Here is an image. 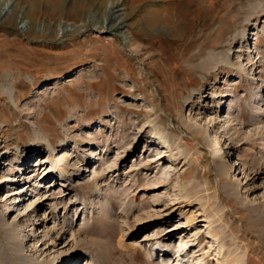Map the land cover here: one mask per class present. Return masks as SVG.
<instances>
[{
    "label": "rangeland",
    "instance_id": "1",
    "mask_svg": "<svg viewBox=\"0 0 264 264\" xmlns=\"http://www.w3.org/2000/svg\"><path fill=\"white\" fill-rule=\"evenodd\" d=\"M263 216L264 0L0 9L14 264H264Z\"/></svg>",
    "mask_w": 264,
    "mask_h": 264
},
{
    "label": "bare ground",
    "instance_id": "2",
    "mask_svg": "<svg viewBox=\"0 0 264 264\" xmlns=\"http://www.w3.org/2000/svg\"><path fill=\"white\" fill-rule=\"evenodd\" d=\"M12 2V0H0V9H4V7H8L10 5V3ZM144 134V132H143ZM162 167H160L161 169ZM264 217V216H263ZM262 218V217H261ZM18 223L15 225V229L17 228ZM20 227V226H19ZM8 229V227H7ZM5 228V230H7ZM113 242V241H112ZM93 244L95 246H98L97 243H95L94 241H88L86 244H80L79 248H82V246H85L86 248L90 249L92 253H94L96 251V249L94 248ZM17 256L16 250L10 249V248H3L0 247V264H14V257Z\"/></svg>",
    "mask_w": 264,
    "mask_h": 264
},
{
    "label": "water",
    "instance_id": "3",
    "mask_svg": "<svg viewBox=\"0 0 264 264\" xmlns=\"http://www.w3.org/2000/svg\"><path fill=\"white\" fill-rule=\"evenodd\" d=\"M64 30V29H63Z\"/></svg>",
    "mask_w": 264,
    "mask_h": 264
}]
</instances>
